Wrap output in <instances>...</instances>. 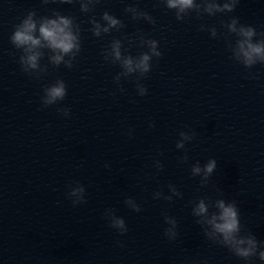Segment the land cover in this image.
Instances as JSON below:
<instances>
[{"label": "water", "instance_id": "95a60500", "mask_svg": "<svg viewBox=\"0 0 264 264\" xmlns=\"http://www.w3.org/2000/svg\"><path fill=\"white\" fill-rule=\"evenodd\" d=\"M210 2L0 0V264H261L206 221L233 203L264 241V60L246 65L229 27L264 42V0ZM29 13L70 17L79 48L56 63L39 47L28 65L11 36ZM105 13L119 23L97 35ZM143 54L149 69L128 71Z\"/></svg>", "mask_w": 264, "mask_h": 264}, {"label": "clouds", "instance_id": "9594fccd", "mask_svg": "<svg viewBox=\"0 0 264 264\" xmlns=\"http://www.w3.org/2000/svg\"><path fill=\"white\" fill-rule=\"evenodd\" d=\"M167 6L183 12L194 6V0H167ZM82 7L86 9L87 4H83ZM232 7V3L226 2L220 5L213 0V2L207 4L206 10L212 13L214 10H231ZM33 15V13H29L16 27L11 36L13 43L18 47L25 46V51L28 53L25 62L28 65L33 68L37 66L40 53L36 51V49L39 47L46 46L51 48L56 53L52 57V60L56 63L62 60L64 54L79 48L78 36L73 32L72 20L70 17L57 14L53 18H46L38 22L33 19ZM103 19L107 21V25H105L103 29H101V25L98 22L93 21L95 24L94 31L97 35H99L101 30L108 31L110 27L119 23L115 17L108 13L104 14ZM38 23L39 28L37 29ZM229 27L231 30L237 31L239 36L242 37V39L237 42L238 47L236 54L238 57L243 58L246 65H251L258 59L264 60V42L254 43L252 41L254 35L253 28L241 26L237 29L236 20H233ZM37 30L39 35H36ZM152 51L159 55V53L155 52V42H152ZM112 53L117 59L120 58L119 41L113 43ZM149 59L150 57L148 54H143L135 64L130 57L124 60V64L128 71H133L134 68L147 71L149 69ZM46 91L47 103H52L59 98H63L65 95L63 82H58ZM141 91L143 92L144 89ZM215 166V161L210 160L208 164L205 165V171L211 173ZM193 171L198 173L201 169L199 166H196ZM216 208L218 211L214 212L206 221L207 224L211 226L209 235H219L221 238L220 242L233 251L236 256L244 259L257 257L261 264H264V241H258L256 236L251 233L241 234L239 213L235 204L219 200L216 203ZM194 211L198 216L205 215L208 212V207L203 201H200ZM114 226L122 229L123 231L121 233L127 231L122 219H116L114 221Z\"/></svg>", "mask_w": 264, "mask_h": 264}]
</instances>
